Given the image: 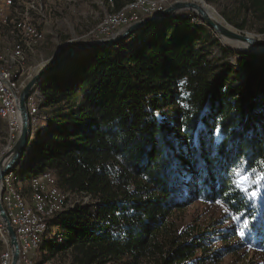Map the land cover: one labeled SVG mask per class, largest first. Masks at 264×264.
<instances>
[{"label": "trees", "instance_id": "obj_1", "mask_svg": "<svg viewBox=\"0 0 264 264\" xmlns=\"http://www.w3.org/2000/svg\"><path fill=\"white\" fill-rule=\"evenodd\" d=\"M132 1L110 2L112 13ZM193 16L175 13L37 86L15 170L30 171L27 179L51 170L62 191L90 198L49 221L61 229L52 255L70 253L72 264L221 263L226 249L211 252L213 233L175 219L201 203L227 211L233 231L221 242L236 238L264 261V56L237 53L236 68L214 65ZM223 16L264 37V0H235ZM243 177L247 191L236 183ZM5 250L0 241V264Z\"/></svg>", "mask_w": 264, "mask_h": 264}, {"label": "rangeland", "instance_id": "obj_2", "mask_svg": "<svg viewBox=\"0 0 264 264\" xmlns=\"http://www.w3.org/2000/svg\"><path fill=\"white\" fill-rule=\"evenodd\" d=\"M32 1L36 2L34 9L32 8L29 12L30 14L28 13V17L33 26L37 27L36 29L40 34V38L31 43L25 40L22 42L20 37L14 35L12 28L14 22L22 17L26 6ZM116 1H119V4L124 6L130 0ZM186 1L209 8L218 15L221 22L224 21L226 23L227 27L235 32H240L231 26L223 16L224 14L228 15L234 12L235 0H162L160 2L161 6L157 8L162 9L160 12L141 17L137 21H129L126 25L114 29L111 35L107 37H100L98 26L107 14L115 12V3L114 7H111L110 0H52L49 2H44L43 0H11L7 22L5 25L0 26V72L10 74V86H14L13 91H19L20 93L36 73L59 56L61 48H67V52L85 42L112 38L130 25L159 14L174 3ZM177 13L185 15L188 18L191 14L197 15L191 11H180ZM193 17L191 19L193 23L202 24L203 21H200L201 18L199 16L198 18L200 19L196 16ZM202 27L206 34H204L199 43L201 47L208 51L210 61L219 67L220 65H228L236 68L238 61L237 53L246 52H241L238 49V44L218 38L211 29L205 26L204 22ZM241 32L258 38H264L253 31L246 30ZM213 38H216L218 41H212ZM18 43L22 45L23 61H18L15 58V45ZM224 49L231 51L234 55L227 54L224 56L222 52ZM240 73L243 74L244 72L241 71ZM36 89L29 98V105L32 103L38 109V105L33 101L35 96H39V92ZM16 139V134L11 132L7 123L6 126L4 123L0 124V159L10 150ZM17 165L14 168L21 167ZM14 172L21 177V180H19L18 184L11 181L12 187L15 191L22 193L28 198L29 185L27 187L24 186L23 181L29 182L30 179L27 178L30 176V171L26 172L25 177L19 174L18 170L14 169ZM3 193H5V189H3ZM84 197L82 195L69 194V201L71 204H75L82 202ZM175 219L179 223L180 228L192 227L197 231H208L214 234V239L210 243L211 252H221L222 249H226L225 252L221 253V263L215 261L214 264H264V261L261 259L263 258L262 256L240 248L236 238L233 239L231 237L227 242H221L222 235L229 237L233 231L232 223L228 222L227 211L222 206L204 205L201 203L193 204L182 213L177 214ZM60 231L61 229L58 226H49V234L46 237L47 242L41 243L36 250L37 252L35 251L32 254L30 258L32 260L31 264H72L70 253H60L54 256L48 250L53 240L58 238ZM2 244L6 249L10 248V243ZM1 264H3L2 261ZM20 264L23 263L20 262Z\"/></svg>", "mask_w": 264, "mask_h": 264}, {"label": "bare ground", "instance_id": "obj_3", "mask_svg": "<svg viewBox=\"0 0 264 264\" xmlns=\"http://www.w3.org/2000/svg\"><path fill=\"white\" fill-rule=\"evenodd\" d=\"M43 1L49 2L52 0ZM113 1L114 0H110V2ZM156 1L157 0H134L123 7L119 12L107 14L104 17L102 23L98 26L100 37L103 36L106 32L107 36H110L112 31H114V29L109 30V18L112 21L124 20L127 14L135 11V9H138L139 6L147 5L151 2ZM161 1L162 0H158L156 2V9L161 6ZM35 2L36 1H32L30 4H28V6H26L24 14L20 19H17V21L14 22L12 28L14 31V35L20 37L22 39V42L25 40L31 43L37 41L40 38V34L36 29L37 27L33 26L31 20L28 17V13L31 11V9H34ZM10 7L11 0H0V26L5 25V23L7 22V16ZM205 10L213 20L220 22L221 24L226 26V23L224 21L221 22V19L216 13H214L207 7L205 8ZM120 26L124 25H119L118 27ZM139 36L141 37V35ZM238 49L242 50V46L238 45ZM15 58L18 61H23L24 59L23 49L20 43L15 45ZM2 77L4 83H6L7 90L13 91L14 86H10V74L0 72V78ZM5 94L6 87H4L3 83H1L0 81V118L7 123L11 132L16 134L17 138L19 135V123L16 120H13L12 102L7 101ZM28 110L30 117L31 115H35L37 113V107L32 103H30V105L28 104ZM19 180H21V177L14 172L6 175L3 181V189H5V193H3L2 195V203L10 220V223L15 230L19 242L20 260L22 262H29V252L25 247H30V240H28L27 237H24L30 236L29 225H33V230L35 233L33 235V248L31 249L32 256V254L39 248L40 244L42 243L44 234L49 229V221L68 208L72 207L74 204L70 203L69 194L64 193L60 189L57 184V177L51 170H48L45 173L33 177L29 180L28 198H26L22 193L15 191V189L12 187L11 181L18 184ZM10 196L14 198V203L15 205H17V208L21 209L22 213H24L18 214V228H16V213L14 209H12V201ZM89 199L90 198L88 196H85L82 202L86 203L89 201ZM25 215L27 217V220H25ZM0 241L4 244L10 243L7 232L2 222H0ZM11 260V248H8L2 255L1 261L3 264H11Z\"/></svg>", "mask_w": 264, "mask_h": 264}, {"label": "water", "instance_id": "obj_4", "mask_svg": "<svg viewBox=\"0 0 264 264\" xmlns=\"http://www.w3.org/2000/svg\"><path fill=\"white\" fill-rule=\"evenodd\" d=\"M180 11L195 12L204 22L205 26L211 29L218 38L241 45V52L264 56V38L251 36L241 31L235 32L229 27L224 26L220 22L213 20L208 15L203 6L188 1L174 3L165 11L130 25L122 32L114 35L112 38L85 42L76 47H73L67 52V48H61L59 51V56L52 63L48 64L45 68L36 73L34 77L27 83V85L23 87L21 92L18 95H15L20 119V132L14 145L0 159V221L2 222L7 232V236L10 242L12 253L11 264H20V249L15 230L12 227L3 207V181L6 175L14 172V167L22 160L29 145L31 138V117L28 110V104L29 98L31 97L33 91L45 79V77L67 67L75 59L85 56L90 52L98 49L114 47L128 37L140 31L142 28L151 25H160L164 22L169 21L175 13ZM68 45L71 46L72 44Z\"/></svg>", "mask_w": 264, "mask_h": 264}, {"label": "built area", "instance_id": "obj_5", "mask_svg": "<svg viewBox=\"0 0 264 264\" xmlns=\"http://www.w3.org/2000/svg\"><path fill=\"white\" fill-rule=\"evenodd\" d=\"M156 2H151L147 5L139 6L138 9H135V11L127 14L126 17L124 18V20L112 21L109 18V30L116 29V28H118L119 25H126L129 21H135V20L137 21L141 17H146L147 15H153L154 13L160 12L162 9H156ZM101 37H107V32ZM0 81H1V83H3V86L6 87V94L5 95H6L7 101L12 102L13 120H16L19 123V132H20V119H19V113H18V109H17V105H16V99H15V95H18L19 91H8L6 83H4V81H3V77L0 78ZM35 112H36V110H35ZM11 201H12V209H14V211L16 213V228H18V214H24V213H22L21 209L17 208V205H15V203H14V198L11 197ZM25 220H27L26 215H25ZM34 222H35V220H34ZM29 226H30V236H24V237H27L28 240H30V247H25L29 252V262H22L20 260V262L23 264H30V262H31V259H30L31 258V249L33 248V235L35 233L33 230V225H29Z\"/></svg>", "mask_w": 264, "mask_h": 264}, {"label": "snow or ice", "instance_id": "obj_6", "mask_svg": "<svg viewBox=\"0 0 264 264\" xmlns=\"http://www.w3.org/2000/svg\"><path fill=\"white\" fill-rule=\"evenodd\" d=\"M260 163H261L262 166H264V161H261ZM236 175L239 177V176H241V173H240L238 170H236ZM185 178L187 179L188 177L185 175ZM260 179H261V180H264V176H261ZM247 180H248L247 177H243L242 179H240V180H238V181L236 182V183H237V186H238V187H241L242 190L247 191L246 188H243V185H244L245 183H247ZM255 196H256V194H255V193H252V198H255ZM217 203H219V201H217ZM234 219L237 220V221H239L240 217H239V216H236V217H234ZM248 228H249V221H248V220H244V221L239 225L237 231H238V233L241 235V237H243L244 234H245V231H246Z\"/></svg>", "mask_w": 264, "mask_h": 264}, {"label": "crops", "instance_id": "obj_7", "mask_svg": "<svg viewBox=\"0 0 264 264\" xmlns=\"http://www.w3.org/2000/svg\"><path fill=\"white\" fill-rule=\"evenodd\" d=\"M24 182V186L27 187V185H29V182L28 181H23Z\"/></svg>", "mask_w": 264, "mask_h": 264}]
</instances>
